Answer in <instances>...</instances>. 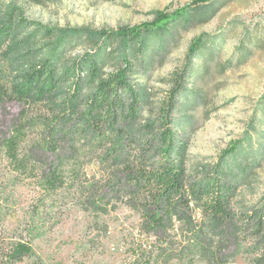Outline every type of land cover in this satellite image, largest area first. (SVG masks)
<instances>
[{"label": "trees", "instance_id": "16d2710c", "mask_svg": "<svg viewBox=\"0 0 264 264\" xmlns=\"http://www.w3.org/2000/svg\"><path fill=\"white\" fill-rule=\"evenodd\" d=\"M214 1L194 0L193 7L203 15ZM190 9L159 12L150 22L117 28L49 26L24 18L14 5L0 9V53L15 74L10 92L0 83V98L41 100L48 109L39 141L47 157L29 147L31 126L25 120L0 138L17 177L37 187L31 216L51 221L60 201L95 215L123 204L140 217L130 264L196 262L215 231L232 220V199L264 155V137L255 134L253 124L189 179V138L176 114L186 92L179 77L192 75L206 45L200 36L189 45L183 75L176 76L168 98L155 116L143 117L147 89L139 66L183 18L189 19ZM80 44L83 52L68 56ZM260 102L264 113V94ZM195 211L202 222L193 219ZM247 217L261 230L264 203ZM32 254L29 240L0 233V264H18Z\"/></svg>", "mask_w": 264, "mask_h": 264}, {"label": "rangeland", "instance_id": "374dc122", "mask_svg": "<svg viewBox=\"0 0 264 264\" xmlns=\"http://www.w3.org/2000/svg\"><path fill=\"white\" fill-rule=\"evenodd\" d=\"M194 0H0V9L14 5L24 18L56 27L117 28L154 20L159 12L189 7V19L153 49L149 62L139 66L147 89L143 117L156 115L168 98L176 76L183 75L188 48L198 36L206 45L194 60L191 76H180L186 87L176 114L189 138L186 162L189 179L201 175L228 146L255 126L264 137V0H216L201 14ZM203 3L199 4L201 6ZM198 6V5H197ZM83 44L68 52L77 56ZM15 74L0 53V83L10 92ZM258 112L259 119H255ZM44 101L0 98V138L19 121L31 126L29 147L41 158ZM254 124V125H253ZM253 125V126H252ZM256 135V136H257ZM37 187L17 177L0 150V233L29 240L33 254L18 264H130L131 248L140 239V217L118 204L95 215L72 202H59L55 218L42 222L31 216ZM264 203V155L232 199V220L215 231L193 264H264V227L251 218ZM202 222L198 211L193 214ZM184 239V225L177 223Z\"/></svg>", "mask_w": 264, "mask_h": 264}]
</instances>
